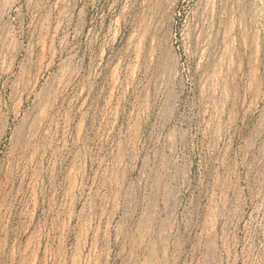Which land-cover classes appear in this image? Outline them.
<instances>
[{
  "label": "rangeland",
  "instance_id": "1",
  "mask_svg": "<svg viewBox=\"0 0 264 264\" xmlns=\"http://www.w3.org/2000/svg\"><path fill=\"white\" fill-rule=\"evenodd\" d=\"M0 264H264V0H0Z\"/></svg>",
  "mask_w": 264,
  "mask_h": 264
}]
</instances>
